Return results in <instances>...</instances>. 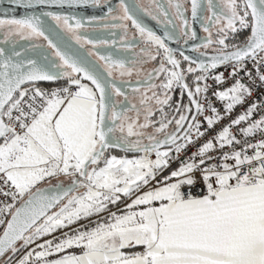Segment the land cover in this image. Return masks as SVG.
Listing matches in <instances>:
<instances>
[{"label": "snow or ice", "instance_id": "snow-or-ice-1", "mask_svg": "<svg viewBox=\"0 0 264 264\" xmlns=\"http://www.w3.org/2000/svg\"><path fill=\"white\" fill-rule=\"evenodd\" d=\"M8 3L31 12L0 17V259L23 253L15 264H264V115L252 119L264 103L217 128L254 87L264 88V0H152L151 8L139 0ZM186 3L206 33L192 48L196 57L166 43L197 40ZM66 7H105L106 15L46 10ZM144 17L163 24L164 36ZM86 25L120 30L119 49L128 55L95 51L118 42L89 38ZM245 30L242 43L227 42ZM20 41L31 47L20 50ZM72 41L91 45L87 56L96 59L74 51ZM149 62L157 66L145 73ZM221 67L227 76L215 71ZM134 75L144 78L133 84ZM58 81L66 83L43 86ZM258 133V141L250 139ZM196 172L202 195L192 192Z\"/></svg>", "mask_w": 264, "mask_h": 264}, {"label": "flooded vegetation", "instance_id": "flooded-vegetation-1", "mask_svg": "<svg viewBox=\"0 0 264 264\" xmlns=\"http://www.w3.org/2000/svg\"><path fill=\"white\" fill-rule=\"evenodd\" d=\"M132 2H133V0H129V3H132ZM214 2H216V0H214ZM118 3H119V0H112L113 6L117 5ZM139 3L144 7H148V8L152 7V0H139ZM185 6L188 9L186 15L188 16L190 25L197 32V37H198L197 40H189L188 44L185 45L184 44V38L181 37L179 43H176V42L171 41V40H166V43H168L169 47H172L173 49H176L178 51H183L186 55L196 57L199 54L196 52H193L192 48L203 41L204 37L206 36V33L203 31L201 20H197L195 22H193L191 20L190 4L186 3ZM46 10L57 11V12L62 11L63 14H76L78 16L85 17V18H90L93 16L101 17V16L106 15V8L105 7H100V8L81 7V8H77V9H68L66 7L63 10L58 9V8L46 9ZM26 11L31 12V10H25L22 8L15 9L13 5L8 3V0H0V17L3 16L4 12H8L10 16L13 14V12H15V14L19 17V16L25 14ZM206 15H210V13H206ZM47 22L49 24H51L53 27H55L54 22L51 21L50 18L47 19ZM144 23L149 28H151L153 31H155L157 33V35H160L162 37L164 36L166 29H165L163 24H158L156 21L152 20L150 17H144ZM129 26H130V22H129ZM86 27L89 29L86 34L91 39L117 40V42H118L116 48L101 47L99 49H96L95 51H99L102 54L114 53L118 56L128 55L127 53H124L123 51H121L119 49V37L121 35L120 30H118V29H105L101 25H92L90 27L88 25H86ZM212 30H213V38L215 39L216 38L215 37V28H213ZM167 31H169V32L172 31V28L170 25L168 26ZM133 34H135V29H132L130 26L129 38H131V36ZM247 35H249V32L247 30H245L243 32H239L235 35V39H229L227 42L229 44L242 43L245 40ZM0 39H2V35H0ZM137 40H138V37H137ZM31 43L32 42H28V41H20V44H19L20 50H22L25 45H27L28 47H31ZM36 43L45 44V42L43 40L36 41ZM75 46H78L80 48V50H83L86 54H88L89 51H92L91 45H85L83 48H81L79 45L75 44L74 41H72L71 47L75 48ZM141 47H144V45L142 43L139 44L138 47L136 48L137 53H139ZM201 51H204V50L201 49ZM208 52H209V54H212L211 49H209ZM89 58H90V60L96 59L94 56H91ZM185 64H186V62H185ZM156 66H157V62H149V63L144 64L143 68H144L145 73H146L148 70H151L152 68H154ZM143 78H144L143 75H141V76L134 75L133 77H131V80H132L133 84H135L136 80L143 79ZM124 79L127 80L129 78L125 77ZM189 80H191V78H189ZM63 82H65V81H58L56 83H63ZM85 83H88V82H85ZM125 91L129 93V99L133 103L138 102L139 95L138 94L133 95L131 93V88L128 87L127 85H125ZM178 98H179V90H177L176 95H174V97H173V103H175ZM119 99L123 100V97H120ZM184 102L187 103V97L184 98ZM129 114L134 115V113H129Z\"/></svg>", "mask_w": 264, "mask_h": 264}, {"label": "built area", "instance_id": "built-area-1", "mask_svg": "<svg viewBox=\"0 0 264 264\" xmlns=\"http://www.w3.org/2000/svg\"><path fill=\"white\" fill-rule=\"evenodd\" d=\"M229 67V70H230V66ZM248 68L249 69H252V64L249 63L248 64ZM253 70V75L255 76V70ZM217 73H220V72H223L226 76H227V71L224 67H221V68H218L215 70ZM261 71L264 72V68H261ZM240 76H243L244 77V83L246 84H249L250 85V82L248 80V78L245 76V74L243 72L240 73ZM210 83H212L210 81ZM229 83H231V80H229ZM257 85H259V81L257 80ZM65 83H61V84H55V85H43L44 87L46 88H55V87H59V86H62L64 85ZM262 93H264V88H260V87H254V91H253V95L247 99L246 103L243 105V106H238L234 112L231 114V116L227 117L226 119H224L223 121L220 122V124L217 125V128H222L223 126L227 125L229 123V121L233 118H235L238 114H241L245 108H247L248 106H250L252 103L256 102V103H264V95H262ZM213 103H216V106L217 107H220V104L219 102L217 101H213ZM260 115H264V111H258L257 113H255L252 117L253 120L255 119H259ZM244 125H241V127H243ZM237 135L239 136V133L237 132ZM242 138V137H241ZM250 139H253V141H258L260 139V134L258 133L255 137L253 138H250ZM227 150V149H225ZM191 151H193L192 147H189L185 153H182L181 156H180V160H177L175 162H173L171 164V168L168 170V171H171V170H174L176 169L178 166H179V163L181 160H183L185 158L186 155L190 154ZM154 158V157H153ZM167 174V173H165ZM197 180V184L193 187L192 189V192L194 195H202V191H201V188L203 187V184H202V181H201V178H200V173L199 172H196L193 174ZM185 193L188 192V188L187 187H184L182 189ZM4 197L0 196V200H3ZM125 202H130V201H125ZM0 232H2V229H0Z\"/></svg>", "mask_w": 264, "mask_h": 264}, {"label": "trees", "instance_id": "trees-1", "mask_svg": "<svg viewBox=\"0 0 264 264\" xmlns=\"http://www.w3.org/2000/svg\"><path fill=\"white\" fill-rule=\"evenodd\" d=\"M66 83V82H63ZM55 84H61V83H55ZM55 84H47V85H55ZM113 154H119V155H123L124 153L120 152L119 150H113ZM127 155H134L133 153H128ZM61 180H63L65 183L69 182V180H65V178H61ZM53 184L57 183V181H53ZM22 253L18 254L16 257H13L12 261H9L7 259V257H5L4 259L0 260V264H12Z\"/></svg>", "mask_w": 264, "mask_h": 264}, {"label": "water", "instance_id": "water-1", "mask_svg": "<svg viewBox=\"0 0 264 264\" xmlns=\"http://www.w3.org/2000/svg\"><path fill=\"white\" fill-rule=\"evenodd\" d=\"M74 51H77L79 54H81L82 56H85V57H87L89 60H90V58L87 56V54L83 51V50H80V48L78 47V46H75V48H72ZM85 82H87V81H85ZM65 183V182H64ZM68 183H70V181L69 182H67V183H65V184H68ZM0 260H2V259H0Z\"/></svg>", "mask_w": 264, "mask_h": 264}, {"label": "rangeland", "instance_id": "rangeland-1", "mask_svg": "<svg viewBox=\"0 0 264 264\" xmlns=\"http://www.w3.org/2000/svg\"><path fill=\"white\" fill-rule=\"evenodd\" d=\"M123 155H125V154H123ZM123 155H122V156H123ZM128 156H129V155H128ZM132 156H133V155H130L129 157H132ZM53 181H55V180H53ZM53 181H52V182H53ZM22 254H23V253H22ZM22 254H21V255H22ZM18 259H19V257H18L16 260H18ZM16 260H15V261H16ZM15 261H14L12 264H15Z\"/></svg>", "mask_w": 264, "mask_h": 264}, {"label": "crops", "instance_id": "crops-1", "mask_svg": "<svg viewBox=\"0 0 264 264\" xmlns=\"http://www.w3.org/2000/svg\"><path fill=\"white\" fill-rule=\"evenodd\" d=\"M115 155H117V156H122V155H119V154H115ZM131 158V157H130ZM61 178H63V177H61ZM113 210H115V209H113ZM57 235H59V233H57Z\"/></svg>", "mask_w": 264, "mask_h": 264}]
</instances>
